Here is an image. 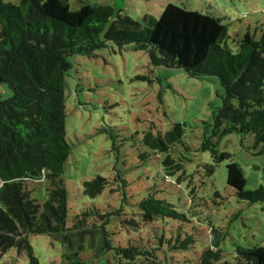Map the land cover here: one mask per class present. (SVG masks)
I'll list each match as a JSON object with an SVG mask.
<instances>
[{
	"label": "trees",
	"instance_id": "16d2710c",
	"mask_svg": "<svg viewBox=\"0 0 264 264\" xmlns=\"http://www.w3.org/2000/svg\"><path fill=\"white\" fill-rule=\"evenodd\" d=\"M143 21L100 2L72 9L69 0H0V83L9 90L0 94V264H40L30 243L36 234L59 241L67 264H264V244L236 246L234 260H222L224 233L212 225L198 250L197 227L170 198L174 187L194 194V187L186 191L181 184L190 174V154L201 150L215 163L229 159L226 182L237 198L264 201V186L245 190L240 164L219 150L220 139L234 133L252 136L264 153V30L230 34L222 17L173 3ZM109 42L146 52L155 66L217 77L222 104L210 120H201L199 146L184 140L185 122L165 132L149 128L140 137L110 128L116 161L122 145L136 147L132 166L83 180L77 189L84 201L73 211L62 180L72 148L64 126V78L70 56H93ZM154 162L159 183L148 169ZM214 166L204 163V176ZM134 169L142 172L127 177ZM143 175L150 184H135ZM41 179L47 182L42 202L27 187ZM105 191L113 201L100 202Z\"/></svg>",
	"mask_w": 264,
	"mask_h": 264
},
{
	"label": "rangeland",
	"instance_id": "374dc122",
	"mask_svg": "<svg viewBox=\"0 0 264 264\" xmlns=\"http://www.w3.org/2000/svg\"><path fill=\"white\" fill-rule=\"evenodd\" d=\"M83 2L112 5L116 12H126L141 23L145 15L158 17L167 3H173L222 17L230 34H259L264 30V0H69L72 9ZM69 61L71 67L64 78L67 112L64 126L72 148L62 180L72 194L69 204L73 211L84 201L77 189L83 180L95 174L109 177L114 166L127 170L132 166L129 159L136 147L122 145V156L116 161L111 151L110 128L114 133L140 137L149 128L154 133L165 132L173 122H185L184 140L199 146L201 120H210L212 111L222 104L218 96L222 88L217 77L195 78L182 68L155 66L146 52L134 50L131 45L119 49L109 42L93 56L76 54ZM0 94L2 98L9 95L3 83ZM260 148L261 145L254 146L252 136L242 139L233 133L220 139L219 150L231 153L244 172L245 190L264 186V153L258 152ZM190 157L192 160L187 165L190 174L181 186L186 191L194 187V194L187 195L174 187L170 198L178 211L186 214L190 224L197 227L196 248L199 250L208 243L211 225L224 233L220 242L222 260L233 261L236 246L264 244V201L250 203L236 197L226 182L229 159L215 163L211 152L201 150L192 152ZM206 162L215 164L210 176H204ZM148 169L153 170L150 175H156L154 180L161 182V172L160 175L155 172L156 162ZM140 170L134 169L127 177H135ZM139 182L150 184L145 175L136 179L135 184ZM27 187L40 202L47 198L44 179L29 181ZM113 198L114 194L105 191L99 199L103 202ZM30 243L40 264H67L60 242L53 241L49 235H31ZM102 261L99 259L95 264Z\"/></svg>",
	"mask_w": 264,
	"mask_h": 264
}]
</instances>
